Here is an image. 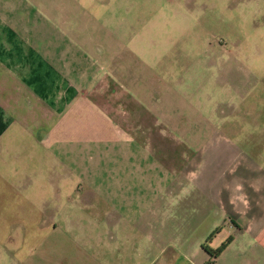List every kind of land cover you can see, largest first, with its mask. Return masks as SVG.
<instances>
[{"label": "crops", "instance_id": "0c3cea01", "mask_svg": "<svg viewBox=\"0 0 264 264\" xmlns=\"http://www.w3.org/2000/svg\"><path fill=\"white\" fill-rule=\"evenodd\" d=\"M92 1L0 0V264H264V160L135 98Z\"/></svg>", "mask_w": 264, "mask_h": 264}, {"label": "rangeland", "instance_id": "374dc122", "mask_svg": "<svg viewBox=\"0 0 264 264\" xmlns=\"http://www.w3.org/2000/svg\"><path fill=\"white\" fill-rule=\"evenodd\" d=\"M97 1L85 20L92 41L135 98L183 114L198 150L217 140L264 160V0Z\"/></svg>", "mask_w": 264, "mask_h": 264}, {"label": "trees", "instance_id": "16d2710c", "mask_svg": "<svg viewBox=\"0 0 264 264\" xmlns=\"http://www.w3.org/2000/svg\"><path fill=\"white\" fill-rule=\"evenodd\" d=\"M218 231L214 232L208 240L203 244L204 251L210 256V264H213L215 260L225 251V249L233 242L234 238H229L221 247L218 249H213L210 247V244L217 234Z\"/></svg>", "mask_w": 264, "mask_h": 264}]
</instances>
